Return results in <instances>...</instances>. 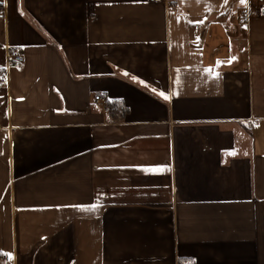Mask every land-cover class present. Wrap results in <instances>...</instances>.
<instances>
[{
	"label": "crops",
	"instance_id": "1",
	"mask_svg": "<svg viewBox=\"0 0 264 264\" xmlns=\"http://www.w3.org/2000/svg\"><path fill=\"white\" fill-rule=\"evenodd\" d=\"M0 74V264H264V0H0Z\"/></svg>",
	"mask_w": 264,
	"mask_h": 264
},
{
	"label": "built area",
	"instance_id": "2",
	"mask_svg": "<svg viewBox=\"0 0 264 264\" xmlns=\"http://www.w3.org/2000/svg\"><path fill=\"white\" fill-rule=\"evenodd\" d=\"M149 1L151 3H163V2H165V0H149ZM7 62L11 66H15V67L21 68L24 65L25 59H24V56L17 49L10 48L8 50ZM6 85H7L6 76L3 75V74H0V88L5 87ZM95 101L97 103L102 102V97L101 96H96L95 97ZM2 264H9V263L4 262ZM182 264H195V263L187 262V263H182Z\"/></svg>",
	"mask_w": 264,
	"mask_h": 264
},
{
	"label": "snow or ice",
	"instance_id": "3",
	"mask_svg": "<svg viewBox=\"0 0 264 264\" xmlns=\"http://www.w3.org/2000/svg\"><path fill=\"white\" fill-rule=\"evenodd\" d=\"M239 3H240L241 5H247V4H248V0H239ZM232 59H235V57L230 58V59H229V63H231V60H232ZM219 63H220V62L217 61V65H219ZM208 71L211 72V69H209ZM215 76H216L217 78H219V73H215ZM133 79H136V78L133 77ZM140 83H143V81H140ZM159 95H160L163 99H165V100L169 99V97H168L164 92H160ZM146 170L151 171V169H146ZM71 207L76 208V209H78V210H80V211H95L96 208H97L96 205H92V204H88V205H85V204H78V205H72Z\"/></svg>",
	"mask_w": 264,
	"mask_h": 264
}]
</instances>
